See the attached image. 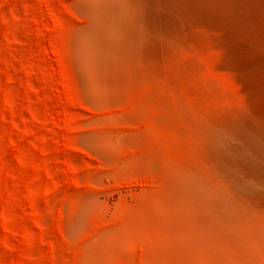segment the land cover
<instances>
[{"label": "rangeland", "instance_id": "rangeland-1", "mask_svg": "<svg viewBox=\"0 0 264 264\" xmlns=\"http://www.w3.org/2000/svg\"><path fill=\"white\" fill-rule=\"evenodd\" d=\"M83 1L0 0V264H264L175 201L211 171L212 87L231 77L202 49L209 80L136 59L97 83L75 47Z\"/></svg>", "mask_w": 264, "mask_h": 264}, {"label": "bare ground", "instance_id": "bare-ground-1", "mask_svg": "<svg viewBox=\"0 0 264 264\" xmlns=\"http://www.w3.org/2000/svg\"><path fill=\"white\" fill-rule=\"evenodd\" d=\"M80 9L90 21L75 47L97 83L136 59L196 68L209 80L194 60L202 49L213 53L215 77H231V90L212 87L211 171L183 180L175 201L196 212L206 242L264 256V0H84Z\"/></svg>", "mask_w": 264, "mask_h": 264}]
</instances>
